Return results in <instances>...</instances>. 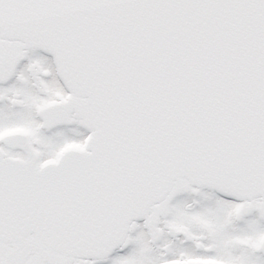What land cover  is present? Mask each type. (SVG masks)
Listing matches in <instances>:
<instances>
[{
    "label": "snow or ice",
    "instance_id": "1",
    "mask_svg": "<svg viewBox=\"0 0 264 264\" xmlns=\"http://www.w3.org/2000/svg\"><path fill=\"white\" fill-rule=\"evenodd\" d=\"M0 264H264V0H0Z\"/></svg>",
    "mask_w": 264,
    "mask_h": 264
}]
</instances>
